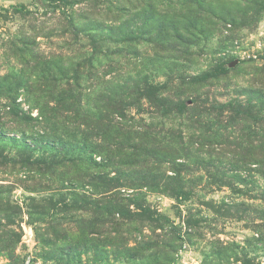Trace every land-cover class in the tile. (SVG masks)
<instances>
[{"label":"rangeland","instance_id":"obj_1","mask_svg":"<svg viewBox=\"0 0 264 264\" xmlns=\"http://www.w3.org/2000/svg\"><path fill=\"white\" fill-rule=\"evenodd\" d=\"M0 264H264V0H0Z\"/></svg>","mask_w":264,"mask_h":264},{"label":"trees","instance_id":"obj_2","mask_svg":"<svg viewBox=\"0 0 264 264\" xmlns=\"http://www.w3.org/2000/svg\"><path fill=\"white\" fill-rule=\"evenodd\" d=\"M16 9L20 10V8H23V6L15 7ZM226 71V69L223 66H219L215 71H213V76H218L219 74H222Z\"/></svg>","mask_w":264,"mask_h":264}]
</instances>
